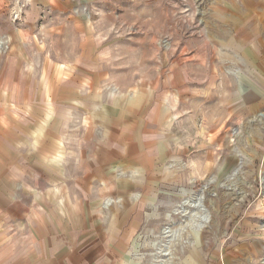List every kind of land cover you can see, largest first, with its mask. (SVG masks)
Masks as SVG:
<instances>
[{
  "label": "rangeland",
  "instance_id": "374dc122",
  "mask_svg": "<svg viewBox=\"0 0 264 264\" xmlns=\"http://www.w3.org/2000/svg\"><path fill=\"white\" fill-rule=\"evenodd\" d=\"M263 15L264 0H0L2 210L41 236L70 228L89 178L108 192L96 206L125 211L127 264H264Z\"/></svg>",
  "mask_w": 264,
  "mask_h": 264
},
{
  "label": "crops",
  "instance_id": "0c3cea01",
  "mask_svg": "<svg viewBox=\"0 0 264 264\" xmlns=\"http://www.w3.org/2000/svg\"><path fill=\"white\" fill-rule=\"evenodd\" d=\"M255 87L257 88L256 91L252 92L254 111H264V89L260 84ZM115 154H117V158L114 159L115 162L123 164L122 166L126 171L135 168L139 160V154H134L133 151H127L123 154L115 151ZM88 171H90L89 168ZM136 172L141 173L139 169H136ZM94 173L97 176L94 178L97 180L98 177H101L99 182L108 183L112 186L111 181L113 179L109 175H103L100 168ZM131 178L133 180L140 179L139 176L135 178L132 175ZM92 182V179H85L84 186L88 190V195L84 198L85 202L82 201L76 206L74 204L70 216L67 215L70 228L61 226L59 230L49 232L46 236L44 233L42 236L37 233V230L45 224L44 222H37V218L32 221V218L29 226H27L28 213L24 215V218L20 217V214L26 211H21L18 206L17 212L7 213L0 206V264H127L128 258L124 253L127 244L125 240L126 231L118 232L119 223L122 222L123 218L121 212L125 211L117 206L108 208L96 206L95 200L100 196H105L108 192L102 193L100 189L98 193L93 192L91 188L93 186L90 185ZM114 182V187L119 189V185L123 181L116 179ZM1 183L6 188L4 185H7V182ZM123 183L126 187L127 183ZM8 185L10 186L9 183ZM9 195H11L10 192ZM1 200H4V197L0 189V203ZM86 201L93 206L87 207ZM13 209L16 210L15 207ZM134 210L136 213L139 212L138 207H134ZM134 210L132 209L131 212ZM109 214H114V219ZM124 218H126L125 214ZM47 223L50 224L51 221ZM33 228L34 230H32ZM68 229L71 231L67 232Z\"/></svg>",
  "mask_w": 264,
  "mask_h": 264
},
{
  "label": "bare ground",
  "instance_id": "6f19581e",
  "mask_svg": "<svg viewBox=\"0 0 264 264\" xmlns=\"http://www.w3.org/2000/svg\"><path fill=\"white\" fill-rule=\"evenodd\" d=\"M264 16V15H263ZM264 19V18H263ZM264 27V26H263ZM263 31V30H262Z\"/></svg>",
  "mask_w": 264,
  "mask_h": 264
}]
</instances>
